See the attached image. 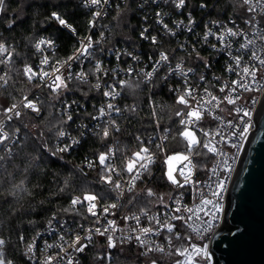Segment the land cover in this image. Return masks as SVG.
Returning a JSON list of instances; mask_svg holds the SVG:
<instances>
[{
    "label": "trees",
    "instance_id": "1",
    "mask_svg": "<svg viewBox=\"0 0 264 264\" xmlns=\"http://www.w3.org/2000/svg\"><path fill=\"white\" fill-rule=\"evenodd\" d=\"M142 2L124 0L118 7L114 5L104 21L109 27L105 33L107 43L123 45L127 38L132 41L137 39L142 15L152 9V6L141 7ZM202 3L207 6L199 7ZM240 4L238 0H186V6L198 21L206 17L241 20L244 9ZM53 11L61 13L79 36L87 33L91 14L81 6L80 0H4V9L0 11V40L9 46L13 56L9 65L0 64V75L7 71L10 76L8 84L0 90V109L20 101L36 87L23 77L22 67L36 64L34 46L39 38H49L57 43L53 54L56 60L66 59L78 48L75 37L61 29L54 19H47ZM159 45L168 52L174 47V43L167 40ZM148 49L145 47V50ZM70 85L72 91L69 98H75L85 104L88 111L91 110L93 107L89 98L95 93L92 84L72 81ZM42 96L37 100L43 111L42 116L33 118L24 115L22 119L14 121L9 129L19 128V139L12 146L11 153L1 155L0 236L10 241L7 254L14 264H25L23 250L26 242L31 241L52 216L76 221L84 214V211H64L69 208L72 197L95 192L102 197L100 201L106 204L117 196L116 192L109 191L108 186L99 183L100 169L89 168L84 160L105 151L108 140H102L96 134H87L77 149L62 156L51 154L57 140V129L64 125L56 107L47 101V90L42 92ZM122 101L125 108L116 119L120 131L113 134L121 166L139 150L141 141L144 146H149L152 137L156 140L164 135L168 137L162 143L163 151H155L156 162L151 166L150 176L146 174L143 181L137 182L134 192L124 195L117 210L121 214L140 213L143 207L152 211L161 205L156 197L147 196V189H152L157 197L163 196L164 199L174 193L171 184L162 178L165 167L161 159L167 154L182 151L183 144L175 125V113L180 107L168 85L158 79L150 83L131 80L124 89ZM74 126L77 127L71 125L72 130ZM137 136L141 141L136 139ZM20 235L25 237V241L18 240ZM109 251L116 256L117 264H145L132 247ZM97 263L95 248L81 260V264Z\"/></svg>",
    "mask_w": 264,
    "mask_h": 264
},
{
    "label": "snow or ice",
    "instance_id": "2",
    "mask_svg": "<svg viewBox=\"0 0 264 264\" xmlns=\"http://www.w3.org/2000/svg\"><path fill=\"white\" fill-rule=\"evenodd\" d=\"M147 2V0H145ZM156 3L157 0H152ZM169 0H164V3H168ZM172 4L177 9H182L186 7V0H171ZM81 6L83 7H95V11L89 20V29L96 26L98 19L104 14V5L109 3V0H80ZM207 5L200 4L199 7L205 8ZM241 8L244 9L243 14L240 19L243 20L245 25L251 27L252 36H249L246 31L239 29L233 21V27H227L226 25L220 24L218 21H212V24H216L219 31L214 32L212 28L206 26V31L203 35V40L207 41L209 36L215 37L219 41V45L212 44L211 47L217 50L225 51L226 54L231 58V62L226 65V71L234 72L239 78L232 80L231 83H225L220 86L219 91L225 93L223 98H219L213 95L207 88L204 89V96L197 99L195 89L188 83L187 74L194 71L193 68H188L185 70L181 63H177L175 68L171 67L169 63V55L165 52H159V58L154 61L152 71L141 72L147 80H151L155 72L159 70V67L165 63H169V70L173 73H179L185 77V86L180 89H172L170 91L177 92L176 103L183 106V109L178 110L175 114L177 117H182L179 120V124L182 126L178 130L179 136L186 142V152H173L172 154L166 155L163 160L165 165V171L162 178L166 179L176 189H184L189 185H196L194 191L200 192L199 182L192 179L194 170L197 164L193 162L192 156H207L212 154L213 156L222 157L219 164L211 169L213 176H217V168L222 167L226 172H232L231 164L229 163L230 157L228 153H225L222 148L218 145L228 144L232 137H239L241 141L247 138V134L252 127L250 109L244 107H234L229 111V115L234 112L239 118V123H234L232 120L227 121V126L232 129L231 137H225L221 134V131L217 129L215 132H210L206 130L201 122L204 119L205 113L211 114L212 109L220 108L222 103H227L228 105H236L237 101L241 100V95L239 90L244 92L251 91H261L264 90V75H261L258 79V73H264V56L258 54V49L256 46L257 39L264 41V26L261 25V21H264V0H241ZM4 9V0H0V11ZM257 16L260 19H257ZM157 23L162 26V28L171 35L176 33L168 27L167 24L163 22V15L157 13ZM47 19H54L61 26L69 29L73 35H77L80 41L79 47L75 52L68 56L63 61L56 60L52 64V71L49 72L44 70L43 67L39 71H34L33 67L30 65H25L23 69V74L27 77L28 81H32L34 78H38L41 83L45 84L52 92L59 95L63 90L68 88V81L73 78L71 72V67L74 62L82 61V59L93 57L95 53L94 45L100 44V40H93L91 35L80 37L76 33V29L73 28L64 18L63 15L57 11H53ZM179 22L177 27H180ZM194 24V20L189 14V23L187 26L188 31H192L191 25ZM9 28H11V23H9ZM148 28L145 27L140 32V36L144 40L151 41L152 44L156 45L159 43L156 36L149 37L146 35ZM228 37H242L244 42L239 44V48L236 50L237 54L233 55L231 51V41ZM101 39H103V33H101ZM41 45H45L46 48H53L55 42L50 39H40L35 47L38 51L43 52L45 49L41 48ZM183 48L184 46L181 45ZM251 48L250 59L254 61L252 64H243V56L241 55V50ZM110 54H114L117 60H120L122 56H130L132 60H138L139 57L133 55L131 52L120 50L109 49ZM13 52L10 50L9 46L0 40V64L9 65L12 61ZM199 59H203L199 57ZM151 59V57L149 58ZM41 66L49 64V58L44 57L41 60ZM204 67H210V64L205 62ZM62 69L67 70V75H64ZM239 69V71H237ZM131 72L132 69L127 70ZM92 75L96 77V82L92 87L105 98V103H102L98 109V115L91 116V119L98 120L100 117L111 116L113 111L119 113L120 108L116 107L114 101L116 97L120 94L117 88H123L128 86L129 82L123 79L115 80V73H113V82L108 83L104 80L105 77L109 75V71L105 69L100 60H96L94 64V71ZM88 73L81 71L75 74V78L79 81L87 83ZM167 77H165L166 79ZM10 79L9 73L5 71L0 75V87L8 84ZM200 80H205V77L201 75ZM101 81H104L102 84ZM85 96L87 93L84 94ZM77 101H72V104L65 103V114L67 115V121H72L73 116L71 113L67 112V109L72 108L73 104H77ZM252 103L255 104V99H252ZM30 109L33 112L39 113L40 109L37 107L33 100H30L26 95L21 99L20 103H13L8 107H3L0 109V113L5 117L7 121L13 120V118L19 119L21 116V111L18 109L20 107ZM134 110V109H133ZM222 110V109H221ZM247 118V120L245 119ZM214 119L221 120V117H214ZM94 129H99L95 131V134L102 140H108L111 133L119 132L120 128L116 124L114 119H109L106 121L105 126L101 127L99 125L94 126ZM19 128L15 129L18 133ZM168 130H165L167 132ZM197 133L203 135L204 140L201 141L198 138ZM14 135V134H13ZM69 135L63 128H58L56 132L57 138L65 137ZM84 134L81 133V137ZM219 137V139H216ZM168 137L164 135L160 137L161 141L166 140ZM12 139L9 132L5 130V125L3 121H0V146H3ZM138 141H141L139 136L136 137ZM70 143H64L63 146H57L55 151H52V155H58L59 153L67 152L74 145L80 143V139L76 137H70ZM156 147L163 151V145L157 144ZM231 147L239 150L241 145L236 143H231ZM105 151L98 152L96 155V160L98 161L100 168L99 183L109 187V191L116 192V201L109 204L100 205V200L102 197L95 192H87L82 196L73 197L70 201L69 208H65V212H77V206L86 207L87 213L90 217L95 219L92 221L95 225H100L98 227H89L87 229L81 225V231L85 232L82 236L79 233L70 237L66 240L62 235L59 239L62 241L60 244H46L44 249L47 252L49 248H58L59 251L53 255H45L42 260L36 258L35 249L36 238L40 235L36 234L30 242H26V252L25 255L28 256L29 260H35L36 264H78L74 262L73 253H83L89 244L93 241V235H98L106 238L107 248H116L118 244L123 245L125 243L131 242L133 239L135 242L143 249L140 255L147 256L152 252L165 253V247L162 244H158L151 239L152 236L160 237L163 235V239L167 242L168 256L178 257L175 259L173 264H213V255L209 250L208 243L197 244L193 242L194 233L196 238L203 241L206 234L212 233L215 225L221 219V213L224 212V205L221 203L222 194L225 190V179L218 178L213 188L212 185H206L210 190V197L204 196L201 192V198L199 203L194 207H188L182 205L183 192H178L175 196L169 195L168 200L171 202L169 204L165 201L163 196H158L152 191V189H147L148 197H156L158 204L162 205L165 211L163 213L157 212L155 214H150L147 207L140 209V213H133L132 215H125L123 219L125 221H135V227L128 229L127 233L123 230L118 229L116 220L107 219L108 215H114L113 210L118 208V201L125 192H134L137 187L138 181H143L145 175L151 174V165L156 161L154 159L155 153L147 146H144L143 141H141V146L139 150L132 154V157L127 160L123 167V172L127 174V179L124 180L121 171L118 170L112 163L113 157L115 156V150L113 147L105 145ZM200 149L206 150V152L200 151ZM7 151L11 153V148H7ZM2 159V157H0ZM173 162H176L175 165ZM94 166L92 161L88 162V167L92 168ZM131 202V201H129ZM174 205V206H172ZM98 207L100 211H97ZM145 217L148 221V226L141 225V217ZM106 220V224H100L101 218ZM54 218V217H53ZM87 219V217H85ZM179 222V224H177ZM51 226V221L49 222ZM180 229H186L185 235H181ZM121 231L122 234L117 236V231ZM135 235L133 236L132 234ZM209 241L211 237H208ZM19 241H25V237L20 235L18 237ZM183 241V243L176 245L173 241ZM10 241L0 236V264H14V260L10 258L7 254V247ZM151 264H157V261L153 259Z\"/></svg>",
    "mask_w": 264,
    "mask_h": 264
},
{
    "label": "built area",
    "instance_id": "3",
    "mask_svg": "<svg viewBox=\"0 0 264 264\" xmlns=\"http://www.w3.org/2000/svg\"><path fill=\"white\" fill-rule=\"evenodd\" d=\"M238 1L241 3V0ZM123 2L124 0H109V3L107 5H104V9H103L104 14L98 19V23L96 24V26L89 29V24H88V31L84 36L91 35L93 40H100L101 42L98 45H94L95 53L93 57L85 58L82 59V61H77L72 64L71 72L73 74V78L67 82L68 88L63 90L59 95L52 92L48 87L45 86V84L41 83L38 78H34L32 81H28L27 77L23 74L24 66L22 67L23 77L29 83L34 84L36 86L33 89V91L26 96L30 100H33L36 103L40 111L39 113H36L31 111L30 109H26L21 106L18 109L19 111H21V116L19 117V119H22L24 115H28L33 118H38L42 116L43 111L40 105L37 103V100L41 99L43 97L42 92L44 90H47V101L49 104L54 105L56 107L57 112L61 115L63 120L64 126L62 128L69 134L66 135L65 137L57 138L54 145V151L57 146L62 147L64 143H70L71 142L70 137H76L80 139L79 144L74 145L67 152L59 153L58 155L60 156L77 149V147L81 144V141L85 137V135L87 134L94 135L95 131L99 130V129H94V126L99 125L103 127L105 126L106 121H108L109 119H114L116 121V119L121 115L123 108H125L124 107L125 105L122 101V96L124 94V89L126 88V86H124L123 88L118 87L117 90L120 92V94L116 97L114 101H111L116 105V107L120 108L121 111L119 113L113 111L110 117L104 116V117H100L98 120L91 119V116L98 115L97 112L98 107L102 103H105V98L101 95V93L97 92L93 88L95 93L92 94L91 97L89 98L90 103L92 105L91 107L93 108H91V110L89 111L87 110L85 104L80 103L78 100H76L73 97L69 98L70 92L72 91L70 82L76 81L79 83H84L75 78L76 73H79L81 71L87 72L88 73L87 83H90L92 85L95 84L96 77L92 75V72L94 71V64L97 59L100 60L102 66L109 71V75L104 78V80L107 81L108 83L113 82V73H115V80L123 79L128 82H130L131 80H139L143 83H150L158 79L159 81L166 83L170 90L172 89L180 90L185 86V77L179 73L170 72L169 70V63L171 64L172 68H175V65L177 63H181L185 70H187L188 68L194 69L192 73L187 74V80L188 83L195 89L197 99H199L201 96H204L205 88H207L209 92H211L213 95H216L222 99L225 93H221L219 91L220 86L225 83L230 84L232 80H236L239 78L234 72H228L225 70L226 65L231 62V58L226 54V52L211 47L212 44L219 45V41L213 36H209L208 40L204 41L203 35L206 31V26L212 28L214 32L219 31L218 26L216 24H212L211 23L212 21H218L220 22V24L226 25L227 27H233V21H235V25L237 28L243 29L248 33L249 36H252L251 27L249 25H245L242 19L237 20L233 18L206 17L203 20L198 21L194 17L193 12L190 9H188L187 6L182 9H177L174 6V4H172L171 0H169L168 3H164V0H157L156 3H153L152 0H147V2L143 0L142 2L143 5L140 4V6L145 8L146 6L147 7L152 6V9L145 11V14L142 15V26H141V30L138 33L137 39H135V41H132L130 38H127V41L123 43V45L107 43L105 33L109 30V27L104 23V21L108 17L114 5L118 7V5ZM83 8L86 11L90 12L91 16L92 13L96 10L95 7H83ZM158 12L163 15V22L167 24L168 27L176 33L174 36L168 34L162 28V26L156 22L158 19L157 17ZM189 14H191V18L194 20V24L191 25L192 31L187 30V26L189 23ZM257 19H260V17L257 16ZM179 22L182 23L180 24V27H177V24ZM58 25L61 29H63L68 34L76 38L77 45L79 47L80 41L78 40L77 36L73 35V33L69 29L61 26L59 23ZM261 25L264 26V21H261ZM145 27L148 28V32L146 33V35H148L149 37L156 36L159 41L158 44L154 45L151 43L150 39L144 40L141 38L140 32ZM101 33H103V39H101ZM84 36H80V37H84ZM40 39L47 40L49 38L41 37L36 41V43ZM163 40H167L170 41L171 43H174V47L169 49L170 52L165 51L164 48L159 45L162 43ZM228 40L231 41L232 54L236 55L237 54L236 50L239 48V44L244 42L243 38L228 37ZM181 45H183L184 47L182 48ZM144 46L148 47L149 49L145 50ZM256 46L258 49V54L264 56V41L257 39ZM41 48H44L45 50L43 52L38 51L34 46V51L37 55V62L35 65L32 66L33 70L39 71L41 67H43L44 70L51 72L52 64L54 61H56V59H54L53 57V54L57 48V43L55 42V46L53 48H46L45 45H41ZM109 49L120 50L121 52L123 51L131 52L133 53V55L138 56L139 59L132 60L130 56H122L120 60H117L114 54L109 53L108 51ZM143 50H145V52H143ZM161 51L169 55V63H165L162 66H160L159 70L154 73L151 80L149 81L144 77L143 73L141 72V69H143V72L152 71L154 61L159 58V52ZM197 54L199 55V57H202L203 59H199L197 57ZM241 55L243 56L242 65L254 63V61L250 59L251 48L241 50ZM45 56L49 58V64L41 66L40 62ZM150 57L151 59H149ZM1 59H3V57H1ZM63 60L64 59H60V61ZM205 62L209 63L210 67L205 68L204 67ZM129 68L132 69L131 72L127 71ZM62 71L64 72L65 76L68 74L66 69H62ZM237 71H239V69H237ZM201 75L205 77V80L202 81L199 79ZM261 75H264V73H258L257 78L259 79ZM165 77L167 78L165 79ZM101 83L103 84L104 81H101ZM3 87H0V90ZM171 92L175 96V101H176L177 92H173V91ZM263 93L264 90L251 91V92H244L243 90H239V94L241 95V100L237 101L236 105H228L225 102L220 105V108L212 109L211 114H208L206 112L204 119L201 122V125L210 132H215L217 129H219L222 135H224L225 137H231L232 129L227 126V121L232 120L234 123H239V118L234 112H232V114L229 115V111L234 107L240 106L250 109L252 112L251 115L252 127L249 130L250 132L255 127L253 122V114L257 108L260 99L262 98ZM252 99H255L256 101L255 104L252 103ZM74 100L77 101L78 103L73 104L72 108L67 109V112L71 113L73 119L72 121H67V123H64V121L67 120V115L65 114L64 105L65 103L72 104V101ZM20 101L15 103L19 104ZM11 104L13 103H9L6 107L10 106ZM178 106L180 107V110L183 109L182 105L178 104ZM78 114H84V115H82V117H78L77 116ZM217 116L222 118L223 123L221 122V120L214 119V117ZM181 118L182 117H177L175 124L176 130L181 129L182 127L179 124V120ZM19 119L13 118V120L7 121L5 117L2 115V113L0 114V121L4 122L5 130L9 132L10 136H12L11 140L6 142L5 145L0 146V157L1 155L8 154L9 152L7 151V148H12V146L18 141L20 136V131L16 133L15 127L12 131H10L9 127H12L14 121ZM245 119L247 120V118ZM71 125H77V127L74 126L75 127L74 130H72ZM81 133L84 134L82 137H81ZM113 134L114 131L111 133L107 142L108 146L113 147L115 150V156L113 157L112 163L115 165V167L118 170L121 171V175L123 179L126 180L127 174L122 171L125 164L121 166L119 163L117 157V147H116L117 141ZM197 135L201 141L204 140L202 134L197 133ZM178 138L182 142L183 148L182 151H177V152H186L187 150L186 142L179 136V134H178ZM216 139H219V137H216ZM149 140H150L149 141L150 145L147 147H149L154 153L156 150H160L156 147V145L162 144L164 141H166V140L161 141V139L156 140L153 137L150 138ZM233 142L238 145H241L239 150L231 147V143ZM244 142L245 140L241 141L237 136V137H232L228 144L218 145L220 148H222V150L225 153H228L230 157H234V159L229 160V163L231 164V167L233 169L232 172L230 173L224 171L223 168L220 167L217 168V176H213L211 169L220 163L222 157L213 156L212 154H208L207 156H202V157L196 155L192 156L193 162L197 164V167L193 172L192 179L194 181L199 182L198 186L201 190L200 192L194 191V188L197 187L196 185H189L184 189H176L171 185L172 189L174 190L172 196H175L178 192L182 191L183 192V200L181 202L182 205H186L188 207H194L196 204L199 203V200L201 198V192L204 196L210 197L211 193L206 185L210 184L214 188L218 178L226 180L225 190L222 194V199H221V203L224 205V212L221 213V219L215 225L213 232L206 234V237L203 241L196 238L194 233H191V235L193 236V242L197 244L208 243L210 247L214 233L220 228L224 220L227 190L231 182V179L233 177L237 163L239 161ZM200 151L206 152V150L204 149H200ZM164 157L161 159V161H162V165L165 167V165L163 164ZM155 158H156V154L154 159ZM84 160H85V165L88 166V162L92 161L94 164L92 168L100 169L98 161L96 160V155L93 157H86L84 158ZM0 165H1V159H0ZM126 193L128 192H125L124 195ZM124 195L121 196L118 201V205H119L118 208L123 202ZM165 201L171 204V202L168 200V197L165 198ZM113 202H117L116 198L114 199V201L107 202L106 204ZM99 203L100 205H104L101 201ZM118 208L113 210L115 214L108 215L107 219L116 220L118 229L123 230L124 233H127L129 228L135 227L136 225H135V221H125L123 217L125 215H132L133 213L121 214L117 212ZM78 211H84V214L80 216L79 219H77L76 221H71L68 220L66 217H59L54 215L46 222L43 229L38 232L40 235L36 238L37 247L34 250L36 254V258L42 260L45 255H53L56 252H58L59 251L58 248H49L47 249V252H45L44 249L46 247V244L56 245L62 243V241L59 239V237L62 235L65 237L66 240H69L71 236L77 233L83 236L85 232L81 231V225H83L85 229L89 227L94 228L100 226L92 223V221L95 218L89 216L86 207L77 206V212ZM97 211H100L99 207ZM164 211L165 209L161 205L160 207L149 212L150 214H155L157 212L163 213ZM85 217H87V219ZM50 221H51V226H49ZM100 224H106V220L103 217L101 218ZM177 224H179V222H177ZM141 225L148 226V221L143 216L141 217ZM180 231H181V235L183 236L185 235L186 231L189 230L180 229ZM121 234L122 232L119 230L116 233L117 236ZM129 234H132L133 236L135 235L134 233H129ZM209 236L211 237L210 241L208 239ZM151 239L158 244H162L165 247V253L152 252L149 253L147 256L140 255V253L143 252V249L139 247V245L135 242L134 239L131 242L125 243L123 245L118 244L116 248L132 247L136 249L140 257L144 259L145 264H151V261L153 259L157 261V264H173L175 259H177L178 257L168 256L166 254L168 251V246H167V242L163 239V235L160 237L152 236ZM173 243L179 245L183 243V241L174 240ZM93 248L97 250V261H98L97 264H117L116 256L111 251H109L115 248L112 249L107 248L106 238L98 235H93L92 243L89 244L88 248H86L83 253H73L74 262H78V264H81L82 257H84V255H86V253L92 250ZM25 252H26V246L23 250L25 264H36L35 260H29L28 256L25 255Z\"/></svg>",
    "mask_w": 264,
    "mask_h": 264
},
{
    "label": "water",
    "instance_id": "4",
    "mask_svg": "<svg viewBox=\"0 0 264 264\" xmlns=\"http://www.w3.org/2000/svg\"><path fill=\"white\" fill-rule=\"evenodd\" d=\"M253 122L227 190L224 220L209 247L213 264H264V93Z\"/></svg>",
    "mask_w": 264,
    "mask_h": 264
},
{
    "label": "rangeland",
    "instance_id": "5",
    "mask_svg": "<svg viewBox=\"0 0 264 264\" xmlns=\"http://www.w3.org/2000/svg\"><path fill=\"white\" fill-rule=\"evenodd\" d=\"M173 163H174V165H175L176 162H173Z\"/></svg>",
    "mask_w": 264,
    "mask_h": 264
}]
</instances>
